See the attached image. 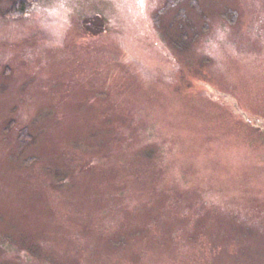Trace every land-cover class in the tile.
<instances>
[{
	"label": "rangeland",
	"instance_id": "1",
	"mask_svg": "<svg viewBox=\"0 0 264 264\" xmlns=\"http://www.w3.org/2000/svg\"><path fill=\"white\" fill-rule=\"evenodd\" d=\"M168 1L0 0V264H264V0Z\"/></svg>",
	"mask_w": 264,
	"mask_h": 264
},
{
	"label": "trees",
	"instance_id": "2",
	"mask_svg": "<svg viewBox=\"0 0 264 264\" xmlns=\"http://www.w3.org/2000/svg\"><path fill=\"white\" fill-rule=\"evenodd\" d=\"M35 0H14L13 6L11 7L10 13L13 15L22 16L24 15ZM170 1V2H169ZM167 6L173 5L177 0H169Z\"/></svg>",
	"mask_w": 264,
	"mask_h": 264
}]
</instances>
